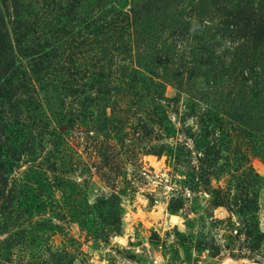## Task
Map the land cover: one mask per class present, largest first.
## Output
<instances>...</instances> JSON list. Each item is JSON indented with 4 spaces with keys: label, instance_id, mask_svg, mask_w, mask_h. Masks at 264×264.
Here are the masks:
<instances>
[{
    "label": "rangeland",
    "instance_id": "rangeland-1",
    "mask_svg": "<svg viewBox=\"0 0 264 264\" xmlns=\"http://www.w3.org/2000/svg\"><path fill=\"white\" fill-rule=\"evenodd\" d=\"M245 1L182 0L185 39L129 22L33 85L20 112L41 147L10 182L35 204L0 217V264H264V48L225 24ZM23 2L41 40L59 39L64 0Z\"/></svg>",
    "mask_w": 264,
    "mask_h": 264
},
{
    "label": "trees",
    "instance_id": "trees-1",
    "mask_svg": "<svg viewBox=\"0 0 264 264\" xmlns=\"http://www.w3.org/2000/svg\"><path fill=\"white\" fill-rule=\"evenodd\" d=\"M228 1L230 2L228 6H231L232 0ZM64 2L58 6L59 9L54 6L52 8L56 13L55 34L60 35L59 39L53 41L47 38L41 40L40 27L31 23L33 11L31 4L26 5L23 0H0L1 218L9 214L15 217L21 214L26 216L35 204L34 199L20 189L19 183L22 180L10 182V176L14 175L15 169H19L22 158L29 159L40 151L42 137H35V129L22 121L23 113L20 112L21 106L23 108L37 106V90L33 89L35 83L42 84L49 75L53 76L56 71L65 70L63 66L66 62L68 61V65L73 62L75 51L80 47L76 46L79 42L84 44L87 40L107 37H111L114 43L121 42L123 39L120 37L125 34L129 22L134 24L136 33L140 32L150 37L154 36L149 32L155 34L163 25L179 27L180 33L177 37L179 40L185 39L188 34L186 29L189 24L181 20L179 13L182 0H64ZM259 5L261 10H264V6ZM252 6L251 0H246L243 6H240L239 2L232 7V12L225 17L227 35L239 34L245 43L244 46L251 44L264 48V19H255V14L250 10ZM49 14L53 13L50 11ZM64 44L68 47V52L61 48ZM89 48L93 50V45ZM62 58L66 62L62 63ZM142 62L144 64L141 68L150 71L151 64L146 60ZM85 67H89V63ZM127 69L124 68L122 71L126 72ZM132 69L131 78H126L129 84L138 82L143 77L138 76L139 72L135 71V68ZM217 77L219 75L216 73L214 78L217 80ZM24 139L28 141L24 142ZM11 223H6L3 229L7 230Z\"/></svg>",
    "mask_w": 264,
    "mask_h": 264
}]
</instances>
